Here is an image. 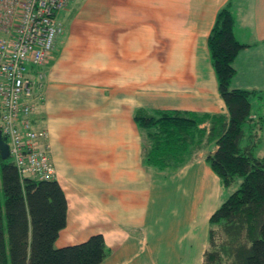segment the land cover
Here are the masks:
<instances>
[{
  "label": "crops",
  "instance_id": "0c3cea01",
  "mask_svg": "<svg viewBox=\"0 0 264 264\" xmlns=\"http://www.w3.org/2000/svg\"><path fill=\"white\" fill-rule=\"evenodd\" d=\"M226 4L245 46L232 61L230 88L258 92L250 99L258 110L244 126L260 124L257 141L264 0H71L57 14L64 32L45 68L44 100L31 113L46 131L38 147L48 146L66 198L56 248L101 235L108 255L100 264H203L209 217L225 197L205 162L215 142L174 171L156 170L144 164L134 112L227 116L207 47Z\"/></svg>",
  "mask_w": 264,
  "mask_h": 264
},
{
  "label": "trees",
  "instance_id": "16d2710c",
  "mask_svg": "<svg viewBox=\"0 0 264 264\" xmlns=\"http://www.w3.org/2000/svg\"><path fill=\"white\" fill-rule=\"evenodd\" d=\"M229 4L216 13L207 47L227 116L178 111L134 112L146 138L144 164L159 171L186 165L204 142H215L205 162L221 187L237 189L209 217L203 264H264V157L254 156L258 125L248 131L255 90L230 88L232 61L245 46L233 36ZM208 123V131L205 127ZM244 133L253 140L241 144ZM204 144V145H206ZM66 198L55 180L20 179L10 156L0 157V264H100L108 255L101 235L56 248L66 221Z\"/></svg>",
  "mask_w": 264,
  "mask_h": 264
},
{
  "label": "built area",
  "instance_id": "2783aa9c",
  "mask_svg": "<svg viewBox=\"0 0 264 264\" xmlns=\"http://www.w3.org/2000/svg\"><path fill=\"white\" fill-rule=\"evenodd\" d=\"M71 0H0V131L20 179L51 180L44 130L31 113L44 99V67L63 32L56 14Z\"/></svg>",
  "mask_w": 264,
  "mask_h": 264
},
{
  "label": "rangeland",
  "instance_id": "374dc122",
  "mask_svg": "<svg viewBox=\"0 0 264 264\" xmlns=\"http://www.w3.org/2000/svg\"><path fill=\"white\" fill-rule=\"evenodd\" d=\"M58 22V21H57ZM62 27H63V25H62ZM63 32H64V29H63ZM63 32H62V34H63ZM61 34V35H62ZM259 85H261V84H259ZM264 86V85H263ZM251 110H253V112H256V110H258V108H257V106H252V109ZM259 111L261 112V113H263L264 112V101L259 105ZM258 114V113H257ZM256 114V115H257ZM260 116L262 117V118H264L261 114H260ZM259 123H261V122H259ZM32 124H33V121H32ZM257 125L259 126L260 124H258L257 123ZM34 127V126H33ZM35 128V127H34ZM36 129V128H35ZM1 132V131H0ZM253 132H255V133H258V130H256V129H253ZM2 135V134H1ZM47 137V136H46ZM260 138H261V140H257V141H255L256 142V145L257 146H259V148L257 149V151H255L254 152V156H258L259 157V155L261 156V157H264V133L261 135V136H259ZM143 138H144V140H143V146H145V144H147V141H146V138L144 137V135H143ZM249 139H250V141L251 140H253V138L252 137H250V135L249 134H247L246 133V135H245V133H244V138L242 139V142H241V144H244L245 143V145L246 144H248V141H249ZM5 142H6V139H5ZM7 143V142H6ZM238 183H240V179H235V181L233 182V184L230 186V187H228V188H226V189H222V191H224L225 192V197L224 198H222V202L226 199V197H228L229 196V194L232 192V191H235L236 189H237V186H238Z\"/></svg>",
  "mask_w": 264,
  "mask_h": 264
},
{
  "label": "water",
  "instance_id": "95a60500",
  "mask_svg": "<svg viewBox=\"0 0 264 264\" xmlns=\"http://www.w3.org/2000/svg\"><path fill=\"white\" fill-rule=\"evenodd\" d=\"M9 153H8V145L5 142V138L1 135L0 132V157L2 159L8 158Z\"/></svg>",
  "mask_w": 264,
  "mask_h": 264
},
{
  "label": "bare ground",
  "instance_id": "6f19581e",
  "mask_svg": "<svg viewBox=\"0 0 264 264\" xmlns=\"http://www.w3.org/2000/svg\"><path fill=\"white\" fill-rule=\"evenodd\" d=\"M46 132V131H45Z\"/></svg>",
  "mask_w": 264,
  "mask_h": 264
}]
</instances>
